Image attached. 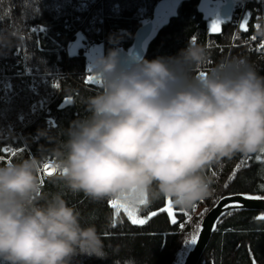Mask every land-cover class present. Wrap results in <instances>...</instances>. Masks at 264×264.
<instances>
[{
	"label": "clouds",
	"instance_id": "obj_1",
	"mask_svg": "<svg viewBox=\"0 0 264 264\" xmlns=\"http://www.w3.org/2000/svg\"><path fill=\"white\" fill-rule=\"evenodd\" d=\"M8 6L0 11V56L27 42L24 18L9 16ZM259 24L254 35L264 42ZM121 39L113 34L109 43ZM208 62L207 46L193 37L175 57L125 64L113 48L96 59L90 72L102 83L83 101L87 114L61 130L51 161L42 153L0 164V264L109 258L97 227L85 226L61 191L44 193L48 163L56 170L50 181L74 196L133 208L145 196L148 204L170 199L190 211L215 196L208 169L264 152V75L246 58H224L210 71ZM37 136L53 139L48 130ZM10 139L0 133V142Z\"/></svg>",
	"mask_w": 264,
	"mask_h": 264
},
{
	"label": "trees",
	"instance_id": "obj_2",
	"mask_svg": "<svg viewBox=\"0 0 264 264\" xmlns=\"http://www.w3.org/2000/svg\"><path fill=\"white\" fill-rule=\"evenodd\" d=\"M122 7V18L119 22L129 27L133 33L136 22L133 14L138 8L145 7L147 14L153 17L156 24L154 34L145 42V54L142 59L153 60L157 57H175L184 49L190 37H196L199 43L204 44L207 38L208 24L215 11L210 10L213 3L220 4L222 0H118ZM62 0H0V11L4 5H9L6 12L15 18H24L27 36H31L36 25H42L45 33L41 34V43L44 47L54 49L64 43L62 20L55 16L54 9ZM34 9V10H29ZM9 24L11 21L8 22ZM118 23V22H117ZM222 33L228 35L229 22H221ZM4 27L0 24V29ZM221 36L217 35V39ZM133 40L128 44L127 50L132 49ZM12 48L8 55H12ZM104 54L110 50L105 46ZM214 58L224 57L226 51L210 50ZM234 53V52H233ZM52 51L43 54L40 58L33 59L36 63L45 61L50 64ZM237 57H248L245 52L235 50ZM29 55L34 57L32 45ZM104 55V56H105ZM244 55V56H242ZM37 56V55H36ZM5 56H0V60ZM253 63L259 73L264 75V63L254 56L247 59ZM69 77L63 81V95L65 99L55 109L56 126L49 128L41 120L32 125L27 132L28 144L34 156L42 153L51 156V151L65 139L62 129L69 128L77 119L83 118L87 113L83 101L95 92L83 88L79 75L86 72V57L76 54L67 63ZM1 71V68H0ZM35 94L27 84L16 86L10 100L3 102L0 99V127L9 120L16 121L20 114H25L29 103ZM38 130H48L51 141L37 136ZM239 166V171H236ZM235 172V178L232 177ZM213 173H215L213 175ZM207 175L214 180L213 189L215 196L212 199L201 201L199 207L203 213L196 214L191 221H185L180 209L174 206L177 212L178 224L173 225L166 213L153 217L144 226L133 225L121 213L116 219V227H108L114 219V210L108 201L93 202L83 195H72L59 183H53L49 177L42 185L44 193L61 191L68 204L81 213L85 226L94 224L101 233L106 250L109 253L107 260H98L86 256L77 257L73 264H182L190 245L186 241L195 233L197 226L207 211L224 195L231 193H251L264 196V153L251 156L236 155L232 159H224L218 165L207 170ZM228 184L225 188L224 185ZM166 205V200L161 199L141 206L140 215L147 216L151 211H159ZM230 213V214H229ZM224 215L217 224L203 256L198 264H264V212L255 210H235ZM179 222L184 223V228L179 227ZM107 234V235H105ZM118 246V251H113Z\"/></svg>",
	"mask_w": 264,
	"mask_h": 264
},
{
	"label": "built area",
	"instance_id": "obj_3",
	"mask_svg": "<svg viewBox=\"0 0 264 264\" xmlns=\"http://www.w3.org/2000/svg\"><path fill=\"white\" fill-rule=\"evenodd\" d=\"M118 0H62L54 9V14L62 20V25L66 39L64 43L54 49L46 48L41 43V34L45 33V28L42 25H36L33 28L32 35L26 36V44L22 48L16 47L10 56L0 60V99L6 102L13 96L16 86L27 84L35 94V98L29 103L28 110L25 114H21L16 121L9 120L5 125L0 127V133L5 135L10 134L14 139L6 142H0V149L9 148L15 150L17 155L13 156L11 151H0V164H6L9 161L14 162L19 158H27L33 155L28 144V129L39 120L45 123L47 129L56 126V118L54 111L58 108L65 95H63L64 83L69 77L67 63L72 59L73 55L81 54L86 56V53L94 47V45L103 44L109 49L118 48L127 50L128 44L134 39L135 31L132 33L129 27H120L110 25L106 21L110 19L122 18L119 10ZM144 9L139 10L137 15L141 18L133 19L136 22L137 28L146 22H150L152 17L148 15ZM244 19H248V32L240 30L239 25ZM264 20V0H235L233 15L229 22V26L233 28V34L227 40L226 35L211 34L207 31V38L204 45L208 50H218L222 53L228 49L229 55L235 50L245 53L264 54L259 49L261 41L252 40L254 35L255 25ZM113 34L122 37L119 44L114 45L109 43V37ZM217 35L221 37L217 39ZM233 37H238L233 39ZM32 45L34 57L29 55V47ZM210 45V46H209ZM52 51L50 64L42 61L36 63L33 59L40 58V53L46 54ZM37 55V56H36ZM222 59L229 58L220 57ZM219 58H214L209 52L208 71L219 62ZM90 74L86 71L79 75V81L86 90L96 92L100 84L87 83V77ZM59 84L60 87H56ZM23 149V151H20ZM49 162L51 157L47 156ZM49 176L41 173L40 179L43 181ZM199 206L188 212L193 218ZM184 220L188 221L184 216Z\"/></svg>",
	"mask_w": 264,
	"mask_h": 264
},
{
	"label": "water",
	"instance_id": "obj_4",
	"mask_svg": "<svg viewBox=\"0 0 264 264\" xmlns=\"http://www.w3.org/2000/svg\"><path fill=\"white\" fill-rule=\"evenodd\" d=\"M235 7V0H222L218 5L216 13L219 21L226 22L232 18ZM156 27V26H155ZM155 27L152 22L141 25L135 31L133 47L131 51L120 50L122 62L129 64L142 59L145 54L144 44L154 34ZM245 196H260L259 200H248ZM239 203V208H229L227 205ZM235 210H255L264 212V196L251 193H231L222 196L205 214L200 224L203 231L200 232V239L196 245H190L182 264H198L203 253L215 231L210 229L218 217H223L227 213ZM223 213V215H222ZM217 227V224H216Z\"/></svg>",
	"mask_w": 264,
	"mask_h": 264
},
{
	"label": "snow or ice",
	"instance_id": "obj_5",
	"mask_svg": "<svg viewBox=\"0 0 264 264\" xmlns=\"http://www.w3.org/2000/svg\"><path fill=\"white\" fill-rule=\"evenodd\" d=\"M255 27L258 29L260 27V24L257 23L255 25ZM240 30H242L243 32H248L249 28H248V19H244L243 22L239 25ZM210 33L211 34H220L222 32V25L221 22L216 21L213 22L211 27H210ZM238 37H233V39H236ZM252 40H255L256 37L253 36L251 37ZM193 42H196V37H193ZM210 46V45H209ZM259 49L264 52V43H261L259 45ZM201 75H203V73H201ZM87 83L92 84V83H96V84H101L102 82L98 80V78L89 75L87 77ZM56 87H60L59 84L56 85ZM0 151L3 152H8L11 151V154L13 156L17 155V152L15 150H11L9 148H3L0 149ZM20 151H23V149H20ZM264 153V152H261ZM8 163H11L10 161ZM236 171H239V166H237ZM43 173L46 174L47 176H54L56 173V170L54 168H52L51 163H48L44 166V170ZM215 173H213L214 175ZM235 178V172L233 173L232 177H230L229 179H233ZM44 181L43 179H41V184L43 185ZM225 188L228 187V184L226 183L224 185ZM262 187H264V185H262ZM245 199L248 200H259L261 199L260 196H245ZM109 206L111 209L114 210V219L112 222V227L115 228L116 227V219L119 218L121 216V213H123L127 219L133 224V225H137V226H144L146 224L149 223V221L152 220L153 217H156L158 215H160L161 213H166L168 215V217L170 218V222L173 225H177L178 224V220H177V212L174 210V205L172 203V201L169 199L166 201V205L162 206L159 211H151L147 216H142L140 215L141 212V206H146L148 204V200L147 197L145 196V198L140 202V205L138 207H130L127 204H124L121 201L118 200H109L108 201ZM227 207L229 208H239L241 207V205L239 203H234V204H229L227 205ZM207 212V209L205 210ZM230 214V213H229ZM183 215L187 218L188 221H191L192 217L191 214H189L188 212H184ZM223 215V213H222ZM221 217H218L216 221H214L212 228L210 229L211 231H216V224H218L220 222ZM258 219L260 220H264V216H260L258 217ZM200 224H203V221H200ZM184 223L183 222H179V227L181 229L184 228ZM203 231L202 227H200L199 225L196 228V231L194 234L191 235L190 239H188L186 241L187 245H196L200 239V232ZM107 235V234H105Z\"/></svg>",
	"mask_w": 264,
	"mask_h": 264
},
{
	"label": "rangeland",
	"instance_id": "obj_6",
	"mask_svg": "<svg viewBox=\"0 0 264 264\" xmlns=\"http://www.w3.org/2000/svg\"><path fill=\"white\" fill-rule=\"evenodd\" d=\"M217 7H218V4L213 3L212 6L210 7V10L215 11V14H216ZM216 21H219L217 16L213 17L210 20V23L208 24V30H210L212 23L216 22ZM219 22H222V21H219ZM104 51H105V49H104L103 44H98V45H94V47L86 53V71L90 75H92L90 71H91V67H92L94 61L100 57H103L105 55ZM201 213H203V208L199 207L196 214H201Z\"/></svg>",
	"mask_w": 264,
	"mask_h": 264
},
{
	"label": "bare ground",
	"instance_id": "obj_7",
	"mask_svg": "<svg viewBox=\"0 0 264 264\" xmlns=\"http://www.w3.org/2000/svg\"><path fill=\"white\" fill-rule=\"evenodd\" d=\"M119 4H120V2H119ZM141 9H144L145 10V12L147 13V9L145 8V7H140ZM140 8H138V10H137V13H139V10H140ZM122 9V7L121 6H119V10H120V12L122 11L121 10ZM144 12V13H145ZM137 13L135 14H133V16H132V18L133 19H138V18H141V16L140 15H137ZM233 15V14H232ZM108 24H110V25H117V26H120V27H122V28H124L125 26H124V24L123 23H121V22H119L117 19H110V20H108V21H106ZM118 22V23H117ZM150 22H152L153 23V25H154V27L156 26V24H155V22H154V19H153V17H152V20L150 21ZM146 23H148V22H146ZM146 23H144V24H146ZM143 24V25H144ZM136 30H137V28H136ZM135 30V31H136ZM228 31H229V34L228 35H226V37H227V40L228 39H230L231 37H232V34H233V28L232 27H228ZM135 36V35H134ZM133 41H134V39H133ZM224 51H226V54H225V56L224 57H227V56H229V58H233V57H237L233 52L229 55V52H228V49H225ZM247 54V58L246 57H244V58H246V59H250V56H254L256 59H258V60H260V61H262L263 63H264V54H259V55H257L256 53H246ZM76 55V54H75ZM74 56V55H73ZM242 56H244V55H242ZM86 57V56H85ZM21 115V114H20ZM19 115V116H20ZM18 116V117H19ZM17 117V118H18ZM2 164V163H1Z\"/></svg>",
	"mask_w": 264,
	"mask_h": 264
}]
</instances>
